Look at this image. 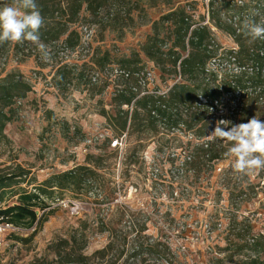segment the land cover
Wrapping results in <instances>:
<instances>
[{
	"label": "rangeland",
	"instance_id": "obj_1",
	"mask_svg": "<svg viewBox=\"0 0 264 264\" xmlns=\"http://www.w3.org/2000/svg\"><path fill=\"white\" fill-rule=\"evenodd\" d=\"M189 2L194 8L193 19L200 21L204 16L201 22L207 23V0ZM260 2L264 8V0ZM164 11L162 5L146 7L140 13L133 12L135 24L126 21L117 25L115 21L105 29L109 17L100 23L82 11L75 26L82 25L78 29L83 44L76 55L57 47L56 59L46 62L35 59L37 46L31 44L17 53L10 49L0 58L3 73L18 70L32 84L26 97L16 104L15 117L5 125L6 138L0 141V171L10 173L19 166L28 174L16 186L31 190L51 174L90 160L103 164L96 183L106 185L111 180L114 188L111 199L101 203H96L91 193L79 195L70 190L54 189L51 196H43L46 220L36 230L34 224L0 231V264H57L60 259L55 251L64 255L69 248L55 245L73 236L86 242L81 249L86 264H238L243 253L228 258L229 252L223 250L231 224L243 221L250 226L251 234H264V175L260 176L258 170L247 175L237 173L232 168L235 158L227 155L210 163L206 172L190 171L180 178L181 163L187 159L182 148L192 135L182 130L159 128L153 132L137 128L125 141L119 140V148L110 147L114 133L101 112L114 113L112 88L99 92L100 87L86 83L61 91L50 84L61 58L76 62L80 68L79 58L88 59L91 53L100 60L107 51L110 62L119 63L121 56L139 51L150 32V24L140 21L155 19ZM247 20L264 23V16ZM212 29L220 46L236 47L231 35ZM242 38L250 43L245 34ZM143 62L145 70L152 68L153 84L162 90L165 84L157 78L158 69L145 57ZM247 184H252L248 193L238 197L234 189ZM15 201L16 196L7 194L0 206ZM36 214L41 216L42 211L37 209ZM111 239L113 248L96 255L95 251ZM147 240L161 243L157 246L161 252L131 251L134 242Z\"/></svg>",
	"mask_w": 264,
	"mask_h": 264
},
{
	"label": "trees",
	"instance_id": "obj_2",
	"mask_svg": "<svg viewBox=\"0 0 264 264\" xmlns=\"http://www.w3.org/2000/svg\"><path fill=\"white\" fill-rule=\"evenodd\" d=\"M4 2L12 5L15 0ZM36 3L44 18L39 35L41 42L50 49L49 61L56 59L57 47H62L72 56L79 52L83 42L78 27L82 25L75 24L81 19L82 11L100 23L104 17H109L103 26L105 29L112 27L115 21L117 25L126 21L135 24L134 11L140 13L146 7H165L157 18L140 21V24H150V32L139 51L121 56L119 63L110 62V54L103 51L100 60H96L92 53V58H79L80 68L76 67V62H66L61 58L51 74V86L61 91L70 85L78 87L86 83L100 87L99 92L112 88L110 100L114 113L101 112L116 140L114 145L111 140L110 147L119 148L118 141H125L127 135L137 128L153 132H158L159 128L182 130L192 135L182 148L187 153V159L180 167V178H183L190 171L191 174L206 172V167H211L210 163L226 158L232 142L208 139L218 121H229L225 125L229 127L247 122L254 116L264 121V40L244 43V31L241 29L245 19L264 16L260 0H207V23L201 22L205 20L204 16L200 21L193 19L194 8L190 7L189 0H36ZM121 13L123 16H120ZM212 28L231 35L236 47L220 46L214 39ZM31 44L27 41L22 44L6 42L0 45V58L10 49L17 53ZM34 52L35 59L41 58L38 48ZM143 57L158 69L157 78L163 84L168 85L177 76L179 79L162 93L153 84L154 80L151 83L146 80L150 67L145 70ZM84 65L89 68L85 69ZM31 88L32 84L18 70L4 73L3 69L0 70V141L6 138L5 125L16 115V104L26 97ZM189 145L192 147L189 148ZM102 165L101 162L87 160L86 164L51 174L31 190L16 186L20 183L19 179L28 174L19 166L10 173L0 171V203L7 194L16 196L15 203L0 206V222L17 227L35 224L36 230L46 220L44 209L47 203L43 196H51L54 189L70 190L79 195L91 193L96 203L109 201L114 191L113 182L110 180L106 185L104 182L96 183L100 176L97 171ZM258 171L260 176L264 175V170ZM251 186L241 185L234 190L238 197H242ZM37 209L42 211L41 216H37ZM227 230L223 250L229 252L228 258L243 253L238 264H264L263 233L251 234L250 226L243 221L231 224ZM62 241L55 247L69 249L64 255L55 251L60 259L57 264H86L87 258L81 253L86 243L83 238L73 236ZM158 244L161 243L150 240L134 242L131 251L145 249L150 253H159ZM113 245L114 240L111 239L95 254L103 255ZM75 248L80 251H75Z\"/></svg>",
	"mask_w": 264,
	"mask_h": 264
},
{
	"label": "clouds",
	"instance_id": "obj_3",
	"mask_svg": "<svg viewBox=\"0 0 264 264\" xmlns=\"http://www.w3.org/2000/svg\"><path fill=\"white\" fill-rule=\"evenodd\" d=\"M43 25L44 18L36 0H15L12 5L0 0V45L30 42L37 46L41 58L47 62L51 59V52L40 39L39 31ZM242 30L250 38V43L264 39V23L245 19ZM229 123L218 121L208 139L232 142L226 155L235 158L232 165L235 172L247 175L264 170V121L254 116L247 122L225 126Z\"/></svg>",
	"mask_w": 264,
	"mask_h": 264
},
{
	"label": "built area",
	"instance_id": "obj_4",
	"mask_svg": "<svg viewBox=\"0 0 264 264\" xmlns=\"http://www.w3.org/2000/svg\"><path fill=\"white\" fill-rule=\"evenodd\" d=\"M146 75H147V76H146V80L149 81V83H151V82L153 81V78H154V71L151 70V69H147ZM178 79H179V77L177 76L173 81L169 82L168 85H165L164 88L162 89V93H165V92L169 89V87H170L175 81H177ZM115 142H116V140H114V141L112 142V145H114ZM118 144L120 145L121 143L118 142ZM17 228H18L17 226H14V225L11 224V223H6V222H1V223H0V231L5 230V229H12V230H14V229H17Z\"/></svg>",
	"mask_w": 264,
	"mask_h": 264
}]
</instances>
